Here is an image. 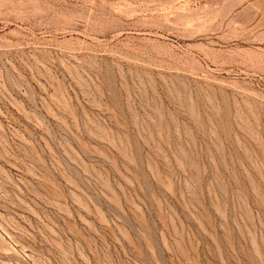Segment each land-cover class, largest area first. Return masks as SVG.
I'll use <instances>...</instances> for the list:
<instances>
[{
    "label": "rangeland",
    "instance_id": "374dc122",
    "mask_svg": "<svg viewBox=\"0 0 264 264\" xmlns=\"http://www.w3.org/2000/svg\"><path fill=\"white\" fill-rule=\"evenodd\" d=\"M0 264H264V0H0Z\"/></svg>",
    "mask_w": 264,
    "mask_h": 264
}]
</instances>
